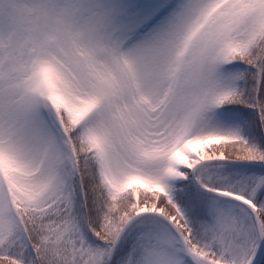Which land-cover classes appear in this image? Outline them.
<instances>
[{"label":"snow or ice","instance_id":"obj_1","mask_svg":"<svg viewBox=\"0 0 264 264\" xmlns=\"http://www.w3.org/2000/svg\"><path fill=\"white\" fill-rule=\"evenodd\" d=\"M0 264H264V0H0Z\"/></svg>","mask_w":264,"mask_h":264}]
</instances>
